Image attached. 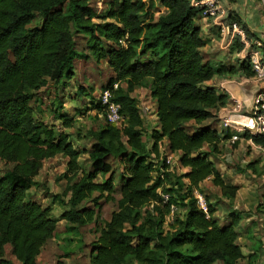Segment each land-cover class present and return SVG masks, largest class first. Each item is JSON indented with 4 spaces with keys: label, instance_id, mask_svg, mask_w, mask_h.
I'll return each mask as SVG.
<instances>
[{
    "label": "trees",
    "instance_id": "16d2710c",
    "mask_svg": "<svg viewBox=\"0 0 264 264\" xmlns=\"http://www.w3.org/2000/svg\"><path fill=\"white\" fill-rule=\"evenodd\" d=\"M90 1L0 0V160L13 164L0 174V264H38V255L61 219L67 222L66 232H73L65 237L69 246L81 227L103 223L90 264H239L248 256L238 243L242 215L232 211L228 222L220 224L216 204L209 201L204 208L196 196L210 177L224 195L236 196L238 187L225 182L210 158L229 135L211 125L190 132L187 123L215 118L230 101L226 90L207 81L235 74L252 78L256 72L248 58H237V65L205 60L203 48L211 39L197 23L200 9L191 0H161L166 12L159 17L153 0H109L104 13ZM225 21H238L250 38L255 36L234 11ZM77 36L86 39L90 53L78 49ZM243 48L236 38L230 51ZM89 56L106 60L115 72L104 89H112L126 124L119 128L106 118L89 130L94 143L91 166L86 168L80 160L84 151L69 134L39 120L31 101L49 79L65 89L78 62ZM138 87L148 88L156 99L160 127L151 130L150 143L132 95ZM79 90L83 92V86ZM93 108L106 113L98 100ZM258 114L264 115V107ZM58 116L65 127L73 125V117ZM242 136L264 149L263 132ZM164 139L171 152H180L187 171L178 173L165 157L161 159ZM58 154L68 158L61 176L67 185L59 197L65 209L59 217L51 205L28 198L44 162ZM112 160L119 163V174ZM117 180L120 199L115 196ZM103 202H117L118 208L102 221ZM177 208L185 209L183 215ZM171 214L173 223L166 229ZM8 245L16 261L7 254ZM256 255L249 254V264Z\"/></svg>",
    "mask_w": 264,
    "mask_h": 264
},
{
    "label": "rangeland",
    "instance_id": "374dc122",
    "mask_svg": "<svg viewBox=\"0 0 264 264\" xmlns=\"http://www.w3.org/2000/svg\"><path fill=\"white\" fill-rule=\"evenodd\" d=\"M108 1L109 0H91L90 2L96 10L100 13H104L108 7ZM152 2V9L155 10L156 17L165 13L166 9L161 5V0H153ZM37 21L34 22L33 25L36 24ZM262 26H264V24ZM77 45L82 53H90L86 44V39L83 38V36H77ZM89 58L91 59H88V61L87 59L82 58L83 62L79 67L80 71L78 75L73 82L67 83L64 91H59L55 94L51 87L52 79H49L47 85L39 93L42 103L40 109H43L44 111L45 120L52 126L56 127L57 130H64L65 132L71 133L70 138L72 141L83 138L84 136L83 141L88 146L91 145V135H89V130L98 128L102 122L107 120V114L105 112L99 113L93 108V106L94 103H96V100H98L101 91L104 89V85L108 83L113 74V70L106 60L97 61L93 56H89ZM78 63H80V61ZM250 84L255 87L254 82H251ZM258 85H260V83ZM80 86H83V92L79 90ZM262 91H264V88H262ZM134 95L137 97L138 105L140 106L142 116L145 120V139L150 143L149 134L156 122V101L151 96L150 90L146 87L138 88V91ZM256 97L257 96H255V101L257 99ZM43 105H46V111L41 107ZM145 105L148 108L145 107ZM250 106L251 104H248L247 107L250 108ZM142 107L147 109L146 113ZM54 108H57L60 111L63 108V111H66L69 116L73 117V125L71 127H65L61 122H56V118L51 115V110ZM216 114V117L211 121H213L216 129L221 131L222 128L218 111ZM38 115L41 117L43 114L39 113ZM200 126H204V124H197L194 120L187 123V128L190 132L196 131ZM222 132L225 134L224 131ZM165 145V141L163 140L161 143V150L164 149ZM219 147L220 151L218 153H213L210 158L220 169L225 182L229 185H236L238 191L235 197L224 195L220 187L216 186L213 182V178L210 177L202 183L200 195L206 202L210 201L216 204L217 212L215 215L221 223L228 222L229 214L232 211L242 215V221L237 227V230L239 231L242 229L239 243L247 253L251 250L257 252V255L252 257V264H263L264 149L245 137L232 146L227 143L226 139H223ZM205 150H210L208 144L205 145ZM86 157L87 156H83L82 159H85ZM163 157L166 158L165 154H162L161 159ZM67 161L68 158L62 154H59L55 159H47L42 171L36 177L37 181L35 182L37 183V187H34L29 192L30 197H35L37 195L35 190L37 189L40 194L39 198L45 205L52 206V213L57 217H59L65 209V204L60 201L59 197L67 185L66 179L61 178L62 174L67 169ZM159 164L160 161H158V165ZM12 165L13 164L11 163H5L0 160V174L10 171ZM169 165L172 170L178 173L183 172L184 167H182L177 155H173L172 163ZM113 166L119 174V163L113 161ZM117 184L119 185V180H117ZM55 194H59L58 198L55 197ZM116 196L121 197L120 192L117 193ZM61 198H63L64 201L67 200V196L65 195H62ZM149 207L152 206L150 205ZM117 208V202H104L101 215L102 221L109 220L112 212ZM184 210L185 209L177 208L175 211H177V214L179 213L183 215ZM172 220L173 216L171 214L166 219V229L170 228V225L173 223ZM101 227H103L102 222L81 227L79 229L80 235L74 236L76 239L75 242L68 247H66L68 245L66 238L60 240L62 244H58L59 253H55V259L57 262L63 264L66 261V257H63L62 255L65 252H72L76 253L74 259L77 260V264H80L79 262H81V264H89L93 243L99 236ZM60 233L61 232H59V235ZM72 234L73 232L70 233V235ZM79 238L82 240H77ZM64 247L66 248L64 249ZM6 250L9 257L16 261L15 257L11 254V248L7 246ZM215 264L222 263L219 261ZM243 264H247V261Z\"/></svg>",
    "mask_w": 264,
    "mask_h": 264
},
{
    "label": "crops",
    "instance_id": "0c3cea01",
    "mask_svg": "<svg viewBox=\"0 0 264 264\" xmlns=\"http://www.w3.org/2000/svg\"><path fill=\"white\" fill-rule=\"evenodd\" d=\"M221 2L225 8V15H226L225 17H227L231 11H234L235 14H237L242 19V21L247 25V27L252 31V33H254L255 37H259L262 40V42H264V26H262L264 24V5H263L264 0H221ZM197 23L201 26L202 32L211 39L209 44L203 48L205 60H210L211 62L218 63V64L219 63H223V64L232 63V64L237 65L238 64L237 58L242 59L240 57V53L239 52L238 53L237 52H231L230 51L231 46L227 47V48L224 47L223 38L221 36V33L219 32L218 26L214 24L213 20L212 19L207 20V19H204L202 17H198ZM85 59H87V61H88V59H91V58H85ZM82 60L83 59H81L80 63H78V65H77V72H76L75 77L78 75V73L80 71L79 67L83 62ZM114 76H115V72L113 71L111 78ZM75 77L70 82H73V80H75ZM251 82L255 83V87H254V85L250 84ZM259 83H260V85H258ZM206 84L211 85V86H216L220 89L226 90L230 94V101H229L228 105H230L232 103V100H231L232 97L242 98L245 100V103L248 105V104H252L253 100L255 99V96H259V95L264 96V91H262V88H264V80H260L256 77L255 78H253V77L252 78H245L241 74H235L233 76H215V77H213V79L207 81ZM122 85L126 86V84H122ZM85 86H87V85H85ZM51 87L54 90L55 94H57V92H59V91L60 92L64 91V88L60 87L59 84H56L54 80H52ZM138 88H141V87H138ZM138 88H136L135 91L132 93L133 96H135L134 94L138 91ZM41 90L37 93L36 97L31 101V104L35 109L36 117L39 120H42L45 123L51 125L50 123H48L45 120L43 109H40V105L42 103H41V97H40L39 93L41 92ZM155 101H156V99H155ZM41 107H43L45 111L47 110L46 105H43ZM62 109L60 111L59 109L54 108L53 110H51V115L56 118V120H57L56 122H61L63 124V119L60 118L58 115L63 114V113H65L66 115H69V114L66 111H63ZM39 113L40 114L42 113L43 115L40 117L38 115ZM155 118H156V122H155V125L152 127L151 130H153L154 128L160 127V122L158 121V115H157V104H156ZM212 119H214V118H211V119L204 121L203 124L204 125H211L212 128H216L213 124V121H211ZM144 126H146L145 123H144ZM63 131L64 130H61V132H63ZM65 133H67L71 136V133H68V132H65ZM83 140H84V136H83V138L76 139L72 142L74 143V145L76 147H78L84 151L80 157V160L83 161L86 168H89L91 166L89 151L92 149L94 139L91 137V145H89V146ZM164 141H165V144L168 145V140L164 139ZM173 154H174V156L177 155L178 160H179L180 152H175V153L173 152ZM58 155L51 157L49 159H55ZM83 156H87V157L85 159H82ZM45 162H44V164H45ZM42 169H41V171H42ZM187 170L188 169L184 167L183 172H185ZM37 176L34 177V181H37V179H36ZM102 179H103V177L99 176L97 181H101ZM202 183L200 186H202ZM34 187H37V186L36 185L30 186V188L28 190V198H36L42 202V200L39 198L40 194H39V191L37 189L35 190L37 195L35 197L34 196L30 197L29 192ZM119 192H120V184L119 185L117 184L115 196ZM97 195H98V192H94L93 196H97ZM116 198L120 199V197H117V196H116ZM46 199H48V198H46ZM101 202H102V200H101ZM103 204H104V202H103ZM103 204H102V206H103ZM44 206H46V205L44 204ZM219 223L224 224V223H221L220 221H219ZM66 225H67V222L64 219H61L58 222L57 230L55 231L54 236L48 240V242L43 247L41 253L37 257V263L38 264H58L57 260L55 259V253H59L58 252L59 251L58 244L61 243L60 240H64V238L66 236L67 237L70 236V234L66 232ZM237 231L239 234V236H238V243H239V239L241 238L240 234L242 232V229H241V231H239V230H237ZM59 232H61L60 235H59ZM8 246L11 248V245H8ZM68 246L69 245H67L66 247H68ZM66 247H64V249ZM243 250H244V248H243ZM244 252H245V254L248 255L250 253H254V250L249 251V253H247L245 250H244ZM74 255H76V253L69 254V256L66 257V261L63 264H73V263L77 264L78 262H77V260L74 259ZM248 256L245 258L247 260L243 259L240 261V263L243 264L245 261H247V264H249V257ZM217 262H219V261H217ZM217 262H215V263H217ZM79 263L81 264V262H79Z\"/></svg>",
    "mask_w": 264,
    "mask_h": 264
},
{
    "label": "built area",
    "instance_id": "2783aa9c",
    "mask_svg": "<svg viewBox=\"0 0 264 264\" xmlns=\"http://www.w3.org/2000/svg\"><path fill=\"white\" fill-rule=\"evenodd\" d=\"M191 3L194 7L200 9V17L207 20L212 19L214 24L218 26L225 48L230 47L236 38L244 44L243 50L239 52L240 57L242 59L248 58L256 72L255 77L264 80V44L262 40L255 36L250 38L247 29L238 21L227 23L225 21V8L221 0H191ZM118 87L119 82H115L114 88ZM256 98V101L254 99L250 108H248L244 99L232 97V103L219 110L221 128L226 135H229L226 141L230 146L242 140L243 133H264V115L258 114L260 106L264 107V96L259 95ZM98 101L105 107L109 123L119 128L126 124V116L122 113L121 104L114 100L111 88L103 89ZM145 107L147 106L145 105ZM145 107H142V109L146 113L147 109ZM161 152L166 155V161L169 164L172 163L174 154L168 149L167 145ZM196 196L201 206L206 208L207 203L201 197L199 190L196 191ZM165 198L167 199L168 195H165Z\"/></svg>",
    "mask_w": 264,
    "mask_h": 264
}]
</instances>
